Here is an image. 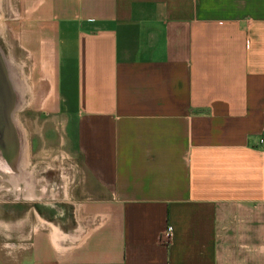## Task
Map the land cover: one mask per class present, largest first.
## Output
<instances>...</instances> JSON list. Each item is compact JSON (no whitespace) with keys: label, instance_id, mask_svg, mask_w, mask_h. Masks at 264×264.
Returning a JSON list of instances; mask_svg holds the SVG:
<instances>
[{"label":"crops","instance_id":"0c3cea01","mask_svg":"<svg viewBox=\"0 0 264 264\" xmlns=\"http://www.w3.org/2000/svg\"><path fill=\"white\" fill-rule=\"evenodd\" d=\"M30 6L18 47L85 194L0 229V264H264V0Z\"/></svg>","mask_w":264,"mask_h":264},{"label":"rangeland","instance_id":"374dc122","mask_svg":"<svg viewBox=\"0 0 264 264\" xmlns=\"http://www.w3.org/2000/svg\"><path fill=\"white\" fill-rule=\"evenodd\" d=\"M33 2L35 0H0V71L3 76L0 90L4 88V93H0V115L7 116L6 111H1L6 104L14 133H19L26 149L22 155V170L16 169L14 177L0 172V221H4L1 230H15L21 218L20 211L37 204L45 210L44 218L61 217L69 221L73 200L83 198L85 194L81 191L83 176L79 167L55 147L54 136L45 135V127L50 124L42 112L45 84L36 62L18 47L26 27L23 20L29 17ZM7 68L14 81L11 87L5 79ZM17 173H20L19 177L15 176ZM25 184L33 186V194L36 198L41 197L40 202L23 200L26 198L22 191ZM54 210L59 212L56 216L51 214Z\"/></svg>","mask_w":264,"mask_h":264},{"label":"bare ground","instance_id":"6f19581e","mask_svg":"<svg viewBox=\"0 0 264 264\" xmlns=\"http://www.w3.org/2000/svg\"><path fill=\"white\" fill-rule=\"evenodd\" d=\"M5 74V79L10 87L12 86L11 84L14 86L9 68L6 69ZM1 111H7V116L3 115V113L0 115V119L5 118L6 120V125L1 126L2 132H0V171L2 170V172L14 177L13 174H15L16 169L22 170L24 168V157L22 155L25 154L24 151L26 149L19 133H14L13 120L11 119V115L8 114L9 110ZM15 176L19 177L20 173H17Z\"/></svg>","mask_w":264,"mask_h":264},{"label":"water","instance_id":"95a60500","mask_svg":"<svg viewBox=\"0 0 264 264\" xmlns=\"http://www.w3.org/2000/svg\"><path fill=\"white\" fill-rule=\"evenodd\" d=\"M2 77H3L2 72L0 71V80L2 79ZM1 91H2V93H4V88L0 90V93H1ZM0 107H1V104H0ZM2 108H3V110H9V108L6 106V104ZM5 125H6L5 118H1L0 119V132H2L1 126H5Z\"/></svg>","mask_w":264,"mask_h":264},{"label":"built area","instance_id":"2783aa9c","mask_svg":"<svg viewBox=\"0 0 264 264\" xmlns=\"http://www.w3.org/2000/svg\"><path fill=\"white\" fill-rule=\"evenodd\" d=\"M260 143H262L260 141ZM161 238L163 239V242L165 243L166 241H168V239L170 238V232L168 229L164 230L162 233H161Z\"/></svg>","mask_w":264,"mask_h":264},{"label":"flooded vegetation","instance_id":"af4514ba","mask_svg":"<svg viewBox=\"0 0 264 264\" xmlns=\"http://www.w3.org/2000/svg\"><path fill=\"white\" fill-rule=\"evenodd\" d=\"M3 135V134H2ZM34 207H35V210H36V212L39 214V215H45L42 211H41V209L40 208H38L36 205H34ZM13 209L15 208V206L14 207H12ZM18 208V207H17ZM22 209V208H21ZM17 213H19V212H17ZM23 214V212H21L20 211V216Z\"/></svg>","mask_w":264,"mask_h":264}]
</instances>
